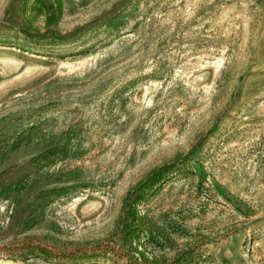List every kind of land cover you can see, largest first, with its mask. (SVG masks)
Returning a JSON list of instances; mask_svg holds the SVG:
<instances>
[{
  "label": "rangeland",
  "instance_id": "374dc122",
  "mask_svg": "<svg viewBox=\"0 0 264 264\" xmlns=\"http://www.w3.org/2000/svg\"><path fill=\"white\" fill-rule=\"evenodd\" d=\"M60 1L47 26L0 0V264L58 260L12 258L23 242L111 238L126 193L170 162L146 205L182 224L165 256L264 264V0Z\"/></svg>",
  "mask_w": 264,
  "mask_h": 264
},
{
  "label": "trees",
  "instance_id": "16d2710c",
  "mask_svg": "<svg viewBox=\"0 0 264 264\" xmlns=\"http://www.w3.org/2000/svg\"><path fill=\"white\" fill-rule=\"evenodd\" d=\"M28 1L32 11L44 12L47 26L56 24L61 14L60 0H54L57 3L51 14H49L47 7L49 0H25V6ZM121 19L120 15H115L108 19V23L109 25L114 24V22L121 23ZM21 32L29 38L47 37L55 34L51 30L34 32L26 27H22ZM174 166L175 162L158 166L126 193L119 220L121 227L111 238L99 243L73 246L66 251V254L63 252L57 254L46 245L40 246L39 244L23 242V245L18 249V254L13 255L12 258L22 261H26L27 256H39L48 261L58 259L53 264H85L92 261L99 262L100 258L110 263L122 261L123 264H156L159 261L161 264H191L188 249L175 254L172 260L165 256L171 234L182 230L180 220L174 221V225L169 224L166 219L169 215L161 214L157 218L152 216L148 212L149 209L146 208L147 201L162 186L165 175ZM140 207H144L143 210Z\"/></svg>",
  "mask_w": 264,
  "mask_h": 264
}]
</instances>
